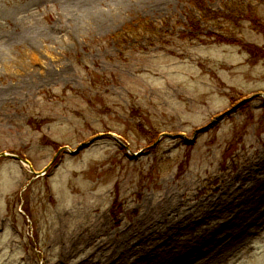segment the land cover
Masks as SVG:
<instances>
[{"label":"rangeland","instance_id":"obj_1","mask_svg":"<svg viewBox=\"0 0 264 264\" xmlns=\"http://www.w3.org/2000/svg\"><path fill=\"white\" fill-rule=\"evenodd\" d=\"M187 2L0 0V264H264V0Z\"/></svg>","mask_w":264,"mask_h":264},{"label":"water","instance_id":"obj_2","mask_svg":"<svg viewBox=\"0 0 264 264\" xmlns=\"http://www.w3.org/2000/svg\"><path fill=\"white\" fill-rule=\"evenodd\" d=\"M246 101H247V100H243L240 104H243V103L246 102ZM236 108H237V106L234 107L231 111H234ZM231 111H230V112H231ZM230 112H228L226 115H229ZM205 129H207V128H204V129H202V130H205ZM103 137H110V138H113V139H114V137H113L112 135H110V134H105V135H99V136H96V137H94L93 139H91L89 142H87V143H83V144H81L80 146H78L75 150L70 151V154L75 155V154L79 153L81 150L87 148L88 146H90L91 144H93L95 141H97V140H99L100 138H103ZM166 137H170V136H169V135H166ZM64 149L66 150V148H64ZM0 157H3V158L13 157L14 159H16V160L22 162L23 164L28 165V162H27V161H25V160H21V159H20L19 157H17V156H12V155H8V154H6V153H1V154H0ZM30 171H31L34 175H36V176L41 175V174H36V173H34L32 169H30Z\"/></svg>","mask_w":264,"mask_h":264},{"label":"trees","instance_id":"obj_3","mask_svg":"<svg viewBox=\"0 0 264 264\" xmlns=\"http://www.w3.org/2000/svg\"><path fill=\"white\" fill-rule=\"evenodd\" d=\"M187 3L191 7V9H193L194 12L197 13L199 19L203 21H206V19H208L207 17L210 16V14H212L213 12H215L205 5L204 0H188ZM261 29L264 32V28L262 27Z\"/></svg>","mask_w":264,"mask_h":264},{"label":"bare ground","instance_id":"obj_4","mask_svg":"<svg viewBox=\"0 0 264 264\" xmlns=\"http://www.w3.org/2000/svg\"><path fill=\"white\" fill-rule=\"evenodd\" d=\"M241 224V222H240V220L239 219H235V220H233L232 222H231V224H230V228H232V229H235L236 228V226H239Z\"/></svg>","mask_w":264,"mask_h":264}]
</instances>
